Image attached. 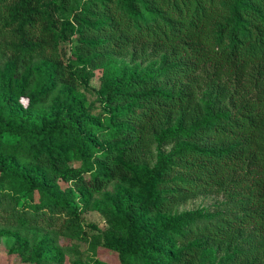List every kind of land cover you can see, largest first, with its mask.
Listing matches in <instances>:
<instances>
[{
  "label": "trees",
  "instance_id": "trees-1",
  "mask_svg": "<svg viewBox=\"0 0 264 264\" xmlns=\"http://www.w3.org/2000/svg\"><path fill=\"white\" fill-rule=\"evenodd\" d=\"M93 208L120 264H264V0H0V219L86 241Z\"/></svg>",
  "mask_w": 264,
  "mask_h": 264
},
{
  "label": "rangeland",
  "instance_id": "rangeland-1",
  "mask_svg": "<svg viewBox=\"0 0 264 264\" xmlns=\"http://www.w3.org/2000/svg\"><path fill=\"white\" fill-rule=\"evenodd\" d=\"M74 41L75 37H72L64 42V46L69 49ZM156 61L158 56H152L145 61L141 59L132 61L130 56H114L111 65L115 73L125 72L129 75L140 69L154 66ZM80 69L76 91L81 103L86 106L97 98L98 90L103 87L104 70L102 67L91 68L86 64H82ZM57 112L51 107H43L31 111V114L49 116ZM58 113L61 114L62 111ZM2 140L12 141L14 138L4 134ZM60 185L64 187L63 183ZM107 194L118 195L119 192L113 186H109L102 194L91 196L90 206L107 203L113 206V201L107 198ZM220 201V196L203 193L180 204L177 211L211 209ZM82 217L84 223L94 225V228L86 227V241L68 238L60 235L55 229L43 225L20 226L6 224L0 219V264H93L95 260L104 264H120L115 251L106 249L102 245L90 244L93 234H97L98 229L106 228L105 216L93 208L86 210ZM152 224L153 222L149 221L147 226ZM39 258L41 260L38 262Z\"/></svg>",
  "mask_w": 264,
  "mask_h": 264
}]
</instances>
